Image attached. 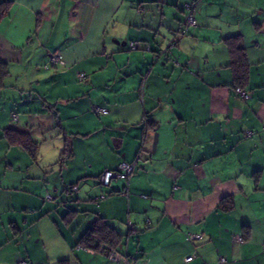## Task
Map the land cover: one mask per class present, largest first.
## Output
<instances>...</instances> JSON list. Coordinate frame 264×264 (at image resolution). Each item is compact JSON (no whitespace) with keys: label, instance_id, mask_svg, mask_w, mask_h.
Wrapping results in <instances>:
<instances>
[{"label":"crops","instance_id":"crops-1","mask_svg":"<svg viewBox=\"0 0 264 264\" xmlns=\"http://www.w3.org/2000/svg\"><path fill=\"white\" fill-rule=\"evenodd\" d=\"M9 1L0 264H264V0ZM186 5L196 27L155 59ZM140 150L127 182L99 183ZM99 218L120 236L114 258L82 243Z\"/></svg>","mask_w":264,"mask_h":264},{"label":"built area","instance_id":"built-area-1","mask_svg":"<svg viewBox=\"0 0 264 264\" xmlns=\"http://www.w3.org/2000/svg\"><path fill=\"white\" fill-rule=\"evenodd\" d=\"M186 15L183 21L181 22L180 27L178 28L177 31H172L169 35V41L166 43L164 48L160 49L155 53V58L159 59L161 57L165 56H171L172 55V50L176 45V42L178 39H180L182 36L185 35V31L187 28L191 27H196V20L193 16L194 13V6L193 5H186ZM140 46L139 41H132L129 43V49L130 50H137ZM149 51V49H147ZM49 64L53 68H63L65 66V62L63 60V57L60 53L54 52L49 56ZM77 78L79 81H83L86 78V75L84 73H78ZM235 93L238 95V97L242 100L245 101L251 97V92L244 91L240 88H235ZM99 114H107L106 110L104 109H99L97 111ZM13 121H17V115L12 116ZM252 134L251 132L247 133V136H250ZM143 152L140 150L137 158L132 162V163H121L119 164L115 169L113 170H105L101 173V175L98 178L99 183L104 186L108 187L113 180H124L128 181L130 176L133 174L134 170L136 169L137 163L142 157ZM73 190L77 191V187H74ZM101 198H104V196H101ZM51 196L46 195V200H50ZM201 238L200 235L197 234H188L187 240L190 241H196ZM94 240L92 238L89 239ZM238 241H241L240 238H238ZM80 249L83 251L90 252L91 250L87 247L79 246ZM109 258H114L115 257V252L114 250H109V253L107 254ZM193 259V256L187 257L185 259L186 262H189L190 260ZM18 264H24L23 262H20ZM124 264H130L129 262H125Z\"/></svg>","mask_w":264,"mask_h":264},{"label":"trees","instance_id":"trees-1","mask_svg":"<svg viewBox=\"0 0 264 264\" xmlns=\"http://www.w3.org/2000/svg\"><path fill=\"white\" fill-rule=\"evenodd\" d=\"M11 4H12V2L9 0H0V21L8 13ZM237 38L238 37H235L233 39L234 41L232 40L230 45L235 46L234 53L236 54V56H235L236 57V63H238L240 65V67L244 68L247 65L246 64V57H245L244 49L240 45L238 46L239 42H238ZM155 53H157V52H155ZM155 59H157V58H155ZM243 70H245V69H243ZM7 76H8L7 65L4 62H0V88H2L4 86V80ZM238 88H240V87H238ZM6 136H7V141L10 144L13 145V144L18 143V144L22 145L25 148V150L32 157L35 156V148H36L35 144L32 143L27 136L17 135V134L9 133V132H6ZM63 155H67V149L64 151ZM108 170H113V169H108ZM113 181H117V180H113ZM110 185H111V183H110ZM110 185L108 187H110ZM90 238H92L94 240L90 241L89 240ZM119 241H120V236L114 234V232L109 229V226L107 225V223L102 218H99L93 224V226L87 231L86 236L83 239L82 243H85V244L88 243L86 245L87 247H91L92 244H97L96 248L99 252L108 254L109 250L115 249V247L118 245Z\"/></svg>","mask_w":264,"mask_h":264},{"label":"water","instance_id":"water-1","mask_svg":"<svg viewBox=\"0 0 264 264\" xmlns=\"http://www.w3.org/2000/svg\"><path fill=\"white\" fill-rule=\"evenodd\" d=\"M168 41H169V38H168L167 42ZM156 142H157V134H154V140H153V143H152V149H155Z\"/></svg>","mask_w":264,"mask_h":264},{"label":"rangeland","instance_id":"rangeland-1","mask_svg":"<svg viewBox=\"0 0 264 264\" xmlns=\"http://www.w3.org/2000/svg\"><path fill=\"white\" fill-rule=\"evenodd\" d=\"M0 171H1V170H0ZM43 200H44V201L46 200V195L43 197ZM32 239H34V237H33Z\"/></svg>","mask_w":264,"mask_h":264}]
</instances>
